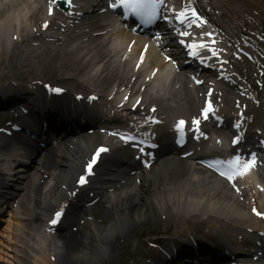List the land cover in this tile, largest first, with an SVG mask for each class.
Wrapping results in <instances>:
<instances>
[{
  "label": "bare ground",
  "instance_id": "bare-ground-1",
  "mask_svg": "<svg viewBox=\"0 0 264 264\" xmlns=\"http://www.w3.org/2000/svg\"><path fill=\"white\" fill-rule=\"evenodd\" d=\"M3 9L0 7V46L2 50H7L8 42H6V37H8L7 32L15 31V27L21 22H25L30 18L29 12L25 13L24 9L20 8H11L4 15L2 13ZM112 37V36H110ZM125 40V37H123ZM26 53L25 51L19 50L18 55ZM150 56V54H149ZM21 59H27L28 56L22 55ZM79 60L80 57H77ZM92 60V58H90ZM101 61H95L93 64H100ZM16 61H9L7 69L10 71H15ZM154 62H151L153 64ZM95 70L94 67H91L87 70V74L90 76V72ZM97 71V70H96ZM98 77L100 76L99 70ZM111 77L114 81H120L116 74H112ZM105 90H110L112 87V82L110 79L103 77ZM75 83V82H74ZM75 85V84H74ZM77 85V84H76ZM82 87L81 85H77ZM103 86V87H104ZM102 87V88H103ZM100 89V92L103 93V89ZM194 103L193 98H190V101L186 104ZM191 106V105H190ZM193 107V106H191ZM89 138H83L85 144H89ZM85 151L82 149L81 152ZM73 161L67 162L66 166L60 167V171H57L55 175V180L57 182H62L66 186L69 185L70 176L78 167L77 160L72 158ZM57 166V165H55ZM55 169V168H54ZM54 172V171H53ZM185 174V176H183ZM207 179L204 175H194L192 171L185 167L182 176L176 172H167L166 174H161L158 180H150L148 185L144 188V191L140 197L138 196H129L125 195L122 197L116 196L111 200L112 207L109 211L102 210L101 214L104 218H108L107 226L104 228L95 227V224H91L88 227L86 233H83V239L80 241L82 246L80 250L76 249L70 252H64V256H67L68 259H71L74 264H103L106 263L103 259L106 255H111L115 250L120 249V246L116 249V242L114 238L116 236H121L125 234L127 238V233L135 231L139 226H150L155 223L161 222L160 218L162 215H171L174 214L176 219L174 220V225L176 226L177 236L175 239H182L187 233L186 228L182 227L178 222H182L187 227H191L192 230H197V227H204L209 230L212 228L215 229L218 236H224L227 238L223 242L226 243H235L233 237L243 231L239 226L241 224L243 227H256L259 223L257 219L247 220L248 217L241 212L242 206L238 204L235 198L228 192H225L218 183ZM63 192L57 187L54 186L47 193L40 194L36 197L40 198V204L36 206L38 212L35 213V218L39 219V216L45 215L41 212L48 213L47 210V201L49 198H55V195H60ZM264 206V203H262ZM177 217H180L178 222ZM223 219L228 220L225 222ZM30 227L32 226L33 221L28 220ZM24 226L28 229V236H30V229L28 226ZM186 230V231H185ZM200 233V232H199ZM91 236V238L88 237ZM234 235V236H232ZM28 238V237H27ZM78 238V237H77ZM199 239V235L195 236ZM218 238V237H217ZM244 237V241H245ZM80 239V238H79ZM79 239H77L79 241ZM248 239V238H247ZM26 241H29L26 239ZM166 242L165 241H161ZM214 242V241H213ZM109 244L110 248L103 245ZM250 244V242H249ZM34 249L30 247L28 243L27 248L22 245L20 248V256L24 257V254L28 255V251L32 250L34 254L35 262L33 264H41L45 261V258L42 260L37 258L36 252L40 249ZM60 256L63 258V254L60 253ZM26 257V256H25ZM25 260V259H23ZM22 263H26L23 261Z\"/></svg>",
  "mask_w": 264,
  "mask_h": 264
},
{
  "label": "snow or ice",
  "instance_id": "snow-or-ice-1",
  "mask_svg": "<svg viewBox=\"0 0 264 264\" xmlns=\"http://www.w3.org/2000/svg\"><path fill=\"white\" fill-rule=\"evenodd\" d=\"M50 3L58 4L59 0H50ZM64 4L67 5L68 9H72L74 7L73 0H64ZM164 4H165V0H113V2L110 4V8L118 11L122 10L120 11V14L124 16L131 15L138 17L143 23H152L157 19L158 13L160 12ZM48 11H49V15L53 14L52 7H50ZM189 11H191L190 16L188 14ZM174 18L176 21H179L181 24L186 25L188 28H192L194 25L196 27H200L202 24L206 23V21H203L201 17L195 12V10L185 9L179 11L174 14ZM162 19L166 20L168 23H172V19L166 14L162 17ZM44 27L45 28L48 27L47 22H45ZM180 35L182 37H186L189 36V33L187 31H183L180 33ZM205 35L209 37L212 36L211 33H206ZM180 43L187 48L188 55L199 59L201 63H204L205 59L210 58L204 55V53L206 52H210L212 57L216 56L215 48L209 47V45L203 41L199 43L193 41L192 43L185 44L184 40L182 39ZM212 43L214 44L215 41L213 40ZM145 51H147V46H145ZM169 59L171 60L172 58L169 57ZM141 63H143V56H141ZM153 75H155V73H153ZM48 89L50 92L56 94H60L63 92V89L61 88H52L51 86H48ZM90 99H95V98L92 97ZM125 99H127V97ZM136 103L139 104L140 101L138 100ZM153 111H155L154 108ZM212 113H214V109L211 100H209L207 102V105L203 108V116L205 119H208L209 114ZM185 124L186 122L184 120H180L176 125V131L180 134L181 141L184 139ZM199 124H200L199 120L194 119L192 121V125L195 126V131L197 133H199ZM111 134L115 136H119L125 142V144L137 147L142 154L151 155L150 153H145V145L147 144V141L143 139H139L131 131L123 132V133L113 132ZM201 136H203V133L197 135L196 138L200 139ZM232 143L233 144L238 143V138L234 139ZM148 146L153 148L156 147L154 143ZM108 151L109 149L103 146L99 147L95 151L92 158L86 164V167L84 169V174L79 177L78 180L79 185L84 186L88 183L89 177L95 174L94 169L98 161L101 159L102 155L106 154ZM145 165L150 166L148 161H145ZM256 165H257V157L255 153H252L247 158L243 157L241 154H236L227 161L219 160V159L213 160L207 164V167L213 169L221 177L232 183L235 190L239 192L240 188L237 183L238 179L244 177ZM253 212L257 216H264V213L257 211L255 208L253 209ZM61 217H62V211L61 210L56 211L54 218L51 220V224L56 225L60 221Z\"/></svg>",
  "mask_w": 264,
  "mask_h": 264
}]
</instances>
